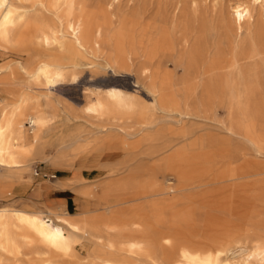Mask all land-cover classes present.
<instances>
[{"label": "bare ground", "instance_id": "bare-ground-1", "mask_svg": "<svg viewBox=\"0 0 264 264\" xmlns=\"http://www.w3.org/2000/svg\"><path fill=\"white\" fill-rule=\"evenodd\" d=\"M85 2V0H0V198L13 196L14 193L23 196L28 188L43 184V180L38 177L40 173L37 175L33 171V166L38 160L48 162L51 158L49 151L59 156V150L64 145L59 131L54 126L61 102L52 95L58 85L66 82L69 72L77 69L78 56L90 49L100 51L106 40L102 24L97 22L96 13L88 10ZM255 8L258 12L261 11L264 19V0L236 1L232 14L240 29L244 22L252 18V11H255ZM38 14L43 17L38 19ZM175 16L174 14L173 18ZM183 25L185 32L181 36L180 46L187 51L189 58H192V66L195 68L190 67L193 70L190 69L186 74V80L190 81L185 87V94L183 93L187 101L195 97L200 87L211 94L214 81L202 83V80L205 74L209 75L217 68V64L209 62V65L196 68L195 61L203 55L202 40L201 37L198 38L194 24L185 22ZM195 34L197 37L193 38ZM140 47L139 42L120 43L114 48V52H123L121 61L131 60L133 63V55H138ZM153 47H157L156 43ZM11 55L15 58L5 61ZM117 68L119 69V66ZM174 82L171 74L164 73L158 85L149 86L147 89L152 96L149 104L138 105L133 97L125 95L117 88H110L105 97H96L85 107L84 111L90 115H106L108 120H112L111 114L135 109L139 110L141 116V121L136 123L133 130L128 124L121 122L120 117H115L111 122L106 121L105 130L108 135L98 139L96 145L86 151L91 155L83 162L86 166L100 165L104 157L120 158L110 169L109 177L93 183L84 191L89 198L105 206L104 212L95 214L91 210H86L72 213L61 207H41L35 211L15 206L2 207L0 264H264V235L261 233V239L209 237L205 248L182 239L166 225L164 214L153 215L161 207L172 206L177 201L178 192L191 189L187 187L194 180L192 172L205 174L214 170L201 165L209 159L205 154L193 152L194 143L177 148L178 137L187 141L189 136L187 128L175 131L173 134L178 135L177 138L165 139L162 129L158 127L161 122L158 115L171 111V106L175 102L170 96ZM209 99L208 95L206 100L210 101ZM192 114L181 113L179 121H184ZM134 115L138 114L134 111ZM204 117L203 120L208 116ZM26 120L32 129L29 132L25 128ZM195 132L192 130L190 133ZM253 146L255 152L262 153L260 146ZM167 151L172 153L163 159L160 158L154 167L165 172H173L181 183L180 186L170 182V178L158 181L155 176L148 183L139 184V174L146 168L145 161ZM139 156H144L146 160H139ZM136 162V169L131 174L118 177V174L124 173ZM233 165L232 161H228L217 166L214 173L224 180L225 178L234 180L237 170ZM191 167L194 171L189 172ZM86 172L88 177L89 173H92L90 178L99 176L93 170ZM52 178L57 179L54 184L58 186L68 185L67 180L77 181L58 175ZM171 194L173 197L168 199L166 196ZM142 195L162 198L160 203L151 201L149 205L151 214L141 211L140 208L131 211L120 207L124 203L121 202L122 199H133ZM20 200L23 201L24 198L21 197ZM141 233L147 236L146 240L135 239L136 235Z\"/></svg>", "mask_w": 264, "mask_h": 264}, {"label": "rangeland", "instance_id": "rangeland-1", "mask_svg": "<svg viewBox=\"0 0 264 264\" xmlns=\"http://www.w3.org/2000/svg\"><path fill=\"white\" fill-rule=\"evenodd\" d=\"M85 1L87 9L93 10L97 15V22L103 25L101 27L105 32L106 40L103 43V50L90 49L78 56L77 69L69 72L66 82L58 85L52 95L61 102L60 110L54 119V126L59 131L64 145L59 150V156L49 151L51 158L48 162L38 160L33 166L34 172L35 167H38L40 173L38 177L43 180L42 187L34 185L28 188L23 196L14 193L13 196L2 197L0 208L15 206L32 211L38 210L20 200L21 197L33 198L31 195L35 194L37 198L35 197L34 202L39 207H61L74 211L72 213L86 210H91L95 214L104 212L105 206L101 203L95 204L96 200L89 198L84 191L93 183L109 177L110 169L119 162L120 158L104 157L100 165L86 166L83 162L87 156L91 157L86 151L94 147L98 139L108 135L105 130L107 122L120 117V121L128 124L133 130L136 123L141 121V116L139 110L135 109L111 114L112 120H108L106 115H90L84 109L96 97H105L110 88H117L125 95L133 97L138 105L149 104L152 96L147 88L158 85L162 75L169 73L175 81L170 90L172 92L170 96L175 102L172 104L173 107L171 106V111L158 115L161 121L158 127L162 129L165 139L177 138L178 135L173 133L183 127L187 128L189 131L187 141L178 137L177 148L194 143L193 152L205 154L209 159L201 165L214 170L204 174V172H192L194 170L191 167L189 172H192L194 180L187 187L191 189L178 192L177 201L172 206L161 207L153 215L164 214L166 225L182 239L205 248L209 237L261 239L264 235V19L261 11L259 10V13L255 8L257 11L255 9L252 11V18L248 19L250 22L248 20L244 22L241 30L233 20V6L236 1L248 0ZM174 14L175 18H173ZM42 17L37 15L38 19ZM185 22L194 24L197 36L202 40L203 55L195 61L196 68H202L212 62L217 64V68L209 75L205 74L202 80V83L214 81L211 94L200 87L195 97L187 101L184 97L185 87L190 81L186 80V74L190 69L193 70L194 65L192 66L193 60L189 58L187 51L180 46L181 36L185 32L183 25ZM197 36L195 34L193 38ZM138 42L141 43V47L137 52L138 55H133V63L131 60L121 61L123 52H114V48L120 43ZM154 43L157 45L156 48L153 47ZM13 58H15L13 55L8 56L5 61ZM116 66H119V69ZM41 89L45 88L41 87ZM208 95L210 101L206 100ZM134 111L138 115H134ZM181 113L193 114L184 121H179ZM202 116L209 118L204 117L203 120ZM25 122L26 131H31L29 121ZM192 130L196 131L195 134L190 133ZM253 145L260 146L262 153L255 152ZM171 153L167 151L151 157L148 161L144 156H139V160H146V168L139 174V184L144 185L155 176L158 181L170 178V182L180 186L181 183L173 172H165L154 167L160 158L163 159ZM228 161H232L237 170L234 180L229 178L224 180L214 173L217 166ZM136 164L137 162L131 164L124 173L118 174V177L131 174L136 169ZM87 170H93L99 176L90 178L92 173H89L88 177ZM54 175L77 181L67 180L68 185L58 186L54 184L57 180L52 178ZM49 195L56 200L45 202L44 197ZM166 197L170 199L173 196L171 194ZM161 199V196L142 195L133 199H122L121 202L124 203L120 207L131 211L142 209L141 211L151 214L149 205ZM246 225V228L251 226L250 231L245 228ZM135 239L144 241L147 236L141 233L136 235Z\"/></svg>", "mask_w": 264, "mask_h": 264}, {"label": "crops", "instance_id": "crops-1", "mask_svg": "<svg viewBox=\"0 0 264 264\" xmlns=\"http://www.w3.org/2000/svg\"><path fill=\"white\" fill-rule=\"evenodd\" d=\"M39 186L42 187L43 184H40ZM31 196H32L33 198H27V199L25 198L23 201H24V202H27V205L30 206V207H33V208L35 207V208H37V209H40L41 207L37 206V205H36V202H34V201H35V197H36L37 195L34 194V195H31ZM36 198H37V197H36ZM52 200H56V199H55V198L52 199V198H51V195H49V196H47V197H44V201H45V202H47V201H52ZM21 202H22V201H21ZM97 203L99 204V202L96 201L95 204H97ZM47 208H49V207H47ZM68 211H69V210H68ZM70 212H74V211H70ZM75 213H77V212H75Z\"/></svg>", "mask_w": 264, "mask_h": 264}, {"label": "built area", "instance_id": "built-area-1", "mask_svg": "<svg viewBox=\"0 0 264 264\" xmlns=\"http://www.w3.org/2000/svg\"><path fill=\"white\" fill-rule=\"evenodd\" d=\"M35 172H36V174H37V175L39 174V170H38V167L36 168V171H35Z\"/></svg>", "mask_w": 264, "mask_h": 264}]
</instances>
